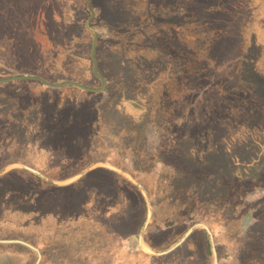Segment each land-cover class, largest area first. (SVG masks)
I'll use <instances>...</instances> for the list:
<instances>
[{
    "label": "rangeland",
    "instance_id": "1",
    "mask_svg": "<svg viewBox=\"0 0 264 264\" xmlns=\"http://www.w3.org/2000/svg\"><path fill=\"white\" fill-rule=\"evenodd\" d=\"M83 4V0H0V136L4 134L6 141L0 144V170L11 163L25 164L22 161L4 164L3 159L22 156L32 149L26 145L31 143L34 136L32 132L34 127L27 124L36 115V109L33 107L61 95L79 96L85 104L93 103L99 99L98 94L95 93L104 91L106 88L112 101L119 97L118 86L107 85L104 77L105 87L98 91H88L75 85L65 84L86 91L72 90V94L67 91L59 93L60 90L57 88L65 85L52 87L34 79L2 80L17 75H29L43 78L51 83L71 81L90 88H100L102 81L99 84L87 77H81L80 72L87 69L84 57L86 49L79 54V59L73 57L80 52L77 46L64 47L58 51V56H55L53 51L55 36H59L60 39L64 30L63 27L62 29L60 26H58L59 29L55 27L54 8L56 10L61 8L66 19L72 18L75 13L80 20H85L87 14L83 11ZM133 5L137 8H134L132 14L120 10L118 15L117 10H114L121 6L130 9ZM101 6H103V0H88V7L92 8V11L98 10ZM106 7L112 14L108 18L112 27H118L117 25L123 20L130 25L131 17L132 21L139 16H143V20H147L148 16L149 20L154 17L153 22H159L160 19L163 32L169 40L174 41L175 47L166 50L165 55H162L163 65L165 61L170 65L167 70L164 67L165 73L161 74L162 84L157 89L160 95L158 98L161 97L160 110L153 109L156 100L151 99L150 95L154 92L148 87L146 96L139 94L138 98H144L142 100L146 107L144 114L151 122V126L156 125L155 116L158 114L160 121L158 129L161 135L159 146L163 151H170L175 147L179 149L181 159H183V152L187 149L195 153L193 156L195 160L191 162L189 160L191 156L185 157L189 162L182 165V168L185 165L195 167L194 169L201 173L211 168L226 170L230 175L231 172L241 173L240 188L242 191L246 190L249 204L257 209L238 219L237 208L236 214L230 217L233 222L229 225L234 229L237 228L238 235L242 234L244 230L254 225L256 214L264 209V0H113V3L106 0ZM106 14L104 13L103 16ZM92 17L93 14H90L89 19L86 20L88 25ZM101 18L102 14L97 12L96 20H94L96 27ZM102 22L100 21V24ZM66 29L68 35L76 32L70 23L66 25ZM43 42H47L46 48ZM40 53L44 55L41 62H39ZM92 53L93 50H91ZM125 59L128 63L123 67L127 76L124 79L126 87L123 94L131 95L136 99L137 94L133 93L131 86L138 80L139 67L134 66L127 57ZM94 64L96 67L95 60H93V67ZM104 66H107L106 63ZM172 71L173 75L170 74ZM63 72L66 74L61 75ZM140 100L136 101L141 102ZM27 114L30 116H27L28 119L25 118ZM25 119L27 121H24ZM125 125L128 131L133 133H129V139L131 137L137 139L132 141L130 153L127 150L128 158L133 151L132 145H135L138 151H142L141 140L145 131H142L140 125L132 120L125 121ZM90 139L92 138H87L88 141ZM93 140L96 143L97 139L93 138ZM126 144L127 142L116 141L115 146L118 145L119 149H122ZM31 165L35 166L33 163ZM144 168L148 169V165ZM16 169L23 168L14 167L0 176L1 193L7 186L5 184L11 183L9 177L17 174L13 172L6 179L2 177ZM99 169L108 168L96 167L87 173L94 171L90 176L84 178L87 175L85 174L77 181L64 186L49 184L41 178L55 188L42 189L44 196L40 195L38 203L28 202V198L24 200L17 198L10 207L11 210H16L15 216L10 220L0 221V232L18 228L22 232L37 233L36 224L47 220L46 215L51 214L50 219L60 227L57 230L63 232L61 237L65 235L64 232L70 233L77 229L73 232L75 233L74 241L82 249L87 248L89 255H99L98 257L103 260L101 263L213 264L211 248H209L211 256L207 258L200 233L194 235L185 246L182 247L187 239L165 255L150 256L140 250L138 246L140 230L136 235L130 234L133 228L132 219L142 214L136 206V197L134 198L130 191L116 198L112 193L109 194L113 197L104 195L110 192L106 186L102 190H97L93 186L95 179L105 177L108 183L110 178L108 173ZM234 176L239 174L236 173ZM47 177L56 181L69 178ZM136 180L139 182L137 178ZM159 187H162L161 181L155 185L156 190ZM150 188L153 187L150 186ZM190 188L193 195L200 200L204 199L202 195H206L207 192L214 193L213 185L209 181H197ZM126 189L130 190L128 186ZM148 197L151 203L149 194ZM56 201H58L57 204ZM188 203L186 198L179 199L177 205L180 213L175 215H172L171 202L165 200L161 204L155 203L154 206L151 203L152 216L154 214L156 222L151 226L152 232L149 239L156 241L157 245L173 241L170 246L179 240L188 229L184 230V227L189 222L185 221L181 224L184 214L187 215L190 212V208L189 211L185 208V204ZM102 205H110L106 208L108 216H104ZM2 215L4 210H0V218ZM175 219L177 220L174 222H180L169 224ZM100 220L104 221L102 226L99 225ZM162 227L164 229H161ZM65 228L68 231H65ZM161 230H164L163 234H160ZM55 245L56 250L50 251L47 247L43 250L37 247L41 253L38 264H48L47 261L54 257L55 252L57 257L64 254L65 249H62L64 246L60 243ZM146 245L148 246L147 243ZM15 249V247H6L0 250L8 254L9 264L35 262L37 255L33 250L34 254L25 249ZM190 251L194 253L193 259L184 260L185 254ZM223 260V264H230L228 258ZM231 264H236L233 259Z\"/></svg>",
    "mask_w": 264,
    "mask_h": 264
},
{
    "label": "trees",
    "instance_id": "2",
    "mask_svg": "<svg viewBox=\"0 0 264 264\" xmlns=\"http://www.w3.org/2000/svg\"><path fill=\"white\" fill-rule=\"evenodd\" d=\"M83 1V11L87 14L85 20H80L75 13L72 18L66 19V15L64 16V12L61 8H58V10L54 8L55 12H53V15L55 17V27L59 29L58 26H60V28L62 29L63 27L64 30L63 36L60 39L59 36H55L53 51H55V56H58V51H61L64 47L69 48L71 46H77L80 52L73 57L79 59V54L82 53L83 49H86L84 57L87 69L80 72L81 77H87V79L93 82L101 83V79L96 76L93 71V60H95L97 73L106 79L107 85L111 84L112 86H118L117 95L119 97H117L115 101H112L108 93V88H106L104 91L95 93L98 94L99 99L89 104H85L79 96L71 97L68 95L56 96L52 100L38 104L33 107L36 109V115L32 118L34 120L31 119L27 122L30 127H34L32 131L34 133L33 139L31 143L26 145L32 147V149L22 154V156L10 159L4 158V164L22 161L51 178L65 179L78 173L96 160H107L135 176L146 188L153 206L155 203L161 204V202H165V200L171 202L172 205L170 206L173 209L172 215H175L180 213L177 201L186 198L189 203L185 204V208L188 211L190 208V212L186 210L188 213L187 215L184 214L181 224L185 223V221L189 222L184 227V230L195 222H203L209 227L213 233L219 264L224 263V258H228V263L230 264L232 259L236 264H264V209L260 211L263 215H260V213L256 214L257 217L255 216L254 225L244 230L240 235L237 233V228L234 229L233 226L229 225V223L233 222L230 220V217L236 214L237 208L239 214L238 219L257 210L255 207L252 208L251 204H249L246 190L242 191L240 188V183L242 181L240 180V178H242L241 173L231 172L230 175L226 170L217 167L216 170H214V168L209 170L205 169V173L198 172L194 169L195 167L186 165L182 168V165L187 161L189 162L190 160L191 162L195 160L193 157L195 155L193 150L187 149V151H184L183 159H181L179 149L175 147L174 149H170V151H163L161 146H159L161 135L158 129V122H160L158 114L155 116V126H151V122L148 121V117L144 114L146 111L145 104L142 101L144 98H138V95L143 94L146 96V90L148 91V88L151 89L154 94H151L152 96L150 95V97L156 100L155 108L153 109L160 110L161 103L159 99H161V97L158 98L160 95H158L157 89H159L162 84L163 78H161V74L165 73L164 67H166L167 70L168 65H170L169 62L167 63L166 61L163 65L162 55H165L166 50H171V48L175 47L174 41L169 40L163 32L160 19L159 22L154 23V17H151L149 20L148 16L147 20H143V16H139V18L133 21L131 17L129 19L131 23H129L131 26H134L133 28H131L125 20H123V22L119 20L120 23L117 25L118 27L114 28L109 24L110 20H108V18L111 17L112 14L109 13L110 11L106 7V0H103V6L98 8V10L94 9V11H92V8L88 7V0ZM108 2L113 3V0H108ZM134 8L137 7L133 5V7L128 9L125 6H121L120 8L116 7L114 10H117L118 15H120V10L132 14L134 13ZM97 12L102 14V18L98 21V27L94 25ZM104 13H107L106 16H103ZM90 14H93V17L91 23L88 25L86 20L89 19ZM100 21H103L102 24H100ZM68 23H70L76 31L71 35H68L69 33L66 29ZM117 29H120V31H117ZM133 34L136 35L133 36ZM45 44H47V42H43V45ZM47 45H45L44 48H46ZM91 50H93L92 54ZM43 57L44 55L40 53L39 62L42 61ZM126 57L128 61L131 60V62H133L134 66L139 67L138 80L131 86L133 93L137 94L136 99L131 95L128 96L125 93L123 94L124 88L126 87L124 79L127 77L126 73L123 71L124 65L128 63L125 59ZM104 63H106L107 66H104ZM173 73V71L170 72L172 75ZM65 74L66 73L63 72L61 75ZM99 84L98 86H100ZM57 89L60 90L59 93L67 91L72 94V90L86 92L71 85H65ZM137 99H141V102L136 101ZM28 115L29 114L25 115V118H27ZM130 120L138 123L140 129L145 131V134L141 140L143 144L142 151H138L135 145H132L133 151L130 157L127 158V150H129L130 153L132 141H137L134 137L129 139V133H133L128 131L125 121ZM24 121L27 120L25 119ZM4 136V134H1L0 144L6 142ZM87 138L92 139L88 141ZM93 138L97 139L96 143ZM92 140L93 143H91ZM116 141L127 142V144L124 145L122 149H119L118 145H116L118 148L115 146ZM184 154L186 156H184ZM189 156H191V159L188 160L185 158ZM32 163L35 166H32ZM145 165H148V169L144 168ZM99 170L108 173L110 178L108 183L106 182L108 179L105 177L95 179L93 181V186L97 190H102L104 186H106L110 189V192L104 195L109 196V193H112L115 194L116 198L120 197L126 191H130L132 195H134V198L136 197V206L142 212L141 216L132 219L133 228L130 234L136 235L142 226L146 214V206L141 192L125 176L113 170ZM13 172L17 175L13 177L10 176L9 180H11V183L5 184V186H7L4 192H0V210H4V215L0 218L2 222L10 220L15 216L16 210H11L10 207L13 202L15 203L17 198L21 200L28 198V202L32 203V201H35L38 203L39 198L44 196V194H42V189L50 187L55 188L43 181L36 174L25 169L12 170L5 174L2 179H6L7 176ZM93 172H90L84 176V178L90 176ZM236 173L239 174V176H234ZM160 181L162 187L156 190L155 185H158ZM197 181H209L213 185L214 193L207 192L206 195H202L204 196V199H201L202 202L200 198L193 195L190 188L191 185H195ZM127 186L130 190L126 189ZM150 186L153 188L151 189ZM57 203L58 201H56V204ZM108 207H110V205L102 207L104 216H108L109 214L106 210ZM50 217L51 214H47V220H43L36 224V229H38L37 233L22 232L18 228L13 230L6 229L4 232H0V238L25 240L38 247L40 250H43L45 247L48 249L50 248L49 251L52 249L56 250L57 246L55 244L60 243L64 246V248H62L65 249L63 250L64 254L57 257L58 255H56L55 252L53 254L54 257L47 261L48 264H105L101 263L103 260L98 257L99 255H89L87 248L82 249L81 246L74 241L75 233L73 232H76L77 229L70 231V233L64 232L65 235L61 237V233L63 232L57 230L60 227L57 226V223L51 220ZM177 219L172 220L169 224H172V222L176 224L179 223L180 221L174 222ZM155 222L156 218L153 214L145 232L144 241L152 249L164 250L170 246L173 241L157 245L156 241H151L149 239L152 232L151 226ZM103 224L104 221L100 220L99 225L102 226ZM160 225L161 223L159 226ZM161 229L164 228L162 227ZM256 229H258V231H255ZM64 230L68 231L66 228ZM163 232L164 230H161L160 234H163ZM198 233L201 235L208 258L211 256L209 250L210 243L208 235L203 229L194 230L182 247ZM6 247H15V250L25 249L34 254L31 249L21 244H0V250ZM0 252V264H9L10 260L8 254L6 252ZM193 257L194 253L190 251L185 254L184 260L189 259L187 261H191Z\"/></svg>",
    "mask_w": 264,
    "mask_h": 264
},
{
    "label": "water",
    "instance_id": "3",
    "mask_svg": "<svg viewBox=\"0 0 264 264\" xmlns=\"http://www.w3.org/2000/svg\"><path fill=\"white\" fill-rule=\"evenodd\" d=\"M94 72L95 74L101 79L102 81V85L100 88H90V87H86L83 84L77 83V82H71V81H64L61 83H51L47 80H44L43 78L40 77H36V76H29V75H17V76H12L10 78H5L2 79L3 81H6L8 79H34V80H39L42 83H44L45 85L48 86H52V87H57L60 85H65V84H71V85H75L81 89L84 90H88V91H98V90H103L105 87V80L103 77H101L97 71H96V67L94 64ZM14 167H19V168H23L25 170H28L34 174H36L37 176H39L40 178H42L43 180H45L46 182H48L49 184L52 185H56V186H64V185H68L71 184L75 181H77L78 179H80L81 177H83L85 174H87L90 170L96 168V167H106L108 169H111L113 171H116L120 174H122L123 176L127 177L142 193L145 203H146V210H147V214H146V218L145 221L140 229V232L138 234V246L139 249L142 250L144 253L150 255V256H161V255H165L167 253H170L171 251H173L174 249H176L177 247H179L188 237L189 235L197 228H202L206 231L208 238H209V243H210V248H211V252H212V257H213V264H218V260H217V253H216V248H215V244H214V238H213V233L211 232V230L209 229V227L204 224V223H195L193 225H191L185 232L184 234L181 236V238L179 240H177L172 246H170L169 248L165 249V250H161V251H155L153 250L151 247H149V245L147 246L146 243L143 240V235L144 232L149 224V221L151 219L152 216V207H151V203L148 197V193L145 190V188L136 180V178L134 176H132L130 173H128L127 171L119 168L118 166L107 162V161H96L92 164H90L89 166H87L86 168H84L82 171H80L78 174L69 177L66 180L63 181H56L53 179L48 178L47 176H45L43 173H41L39 170L27 165V164H23V163H11L7 166H5L4 168H2L0 170V176L2 174H4L5 172H7L9 169H12ZM0 243H18V244H22L28 248H30L31 250H33L36 255L37 258L35 260V262L33 264H38L40 259H41V253L39 251V249L24 241L21 239H0Z\"/></svg>",
    "mask_w": 264,
    "mask_h": 264
}]
</instances>
